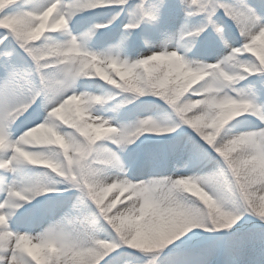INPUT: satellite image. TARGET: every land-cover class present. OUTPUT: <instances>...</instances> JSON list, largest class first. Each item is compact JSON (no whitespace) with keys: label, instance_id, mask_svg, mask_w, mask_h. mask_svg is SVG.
Returning a JSON list of instances; mask_svg holds the SVG:
<instances>
[{"label":"rangeland","instance_id":"rangeland-1","mask_svg":"<svg viewBox=\"0 0 264 264\" xmlns=\"http://www.w3.org/2000/svg\"><path fill=\"white\" fill-rule=\"evenodd\" d=\"M175 1L176 2L172 1V4H170L168 6H167V4H162L161 2H158V0L151 1L148 6L146 4V6H147L146 7V14H147L146 16L148 18L146 19V27L145 28H149V29L146 30L148 32H144V34H143L146 37V38H142L144 42H147V39H148L147 35L151 34V36L149 38L151 39L150 42L153 44H154V42H157V44H163L165 42L168 45H170V43H175L176 34L178 32V28L180 26L179 25L180 23L172 22L171 20L168 19V17H171L174 14H176V15L178 14L180 6L184 0H175ZM225 1L223 3H225V8L227 9L228 12H231L233 14V11H236V12L239 11V9H240L239 6H241V4L239 3V0H225ZM2 3L0 4V10H2L9 3V0H4ZM221 5L223 6V4H221ZM40 6H34V7L30 6V7L23 9V11H28V12H30V15H34V13L37 12V10L40 8ZM210 8L212 9L211 6H210ZM19 11H22V10H19ZM134 11L135 10H132L131 13H133ZM16 13H14V14H16ZM112 14H114V13H112ZM22 30H24V28ZM22 30L17 31V29H16V30H14V34L16 36H19L23 32ZM125 35L127 36L125 39H128L129 37L132 36L131 34H129L127 32H125ZM14 38H16V37L14 36ZM161 38L163 41H160ZM64 48H65V45H62L61 48H56V49L60 50V49H64ZM112 48L113 49L109 50V51L121 52V49H122V48L117 47L116 45L113 46ZM39 49H41L42 51H47V50L52 51L53 50L52 48H48L46 46V43L40 44V46L34 47V50L38 51ZM57 53H59L60 55L62 54V52H57ZM56 56L57 57H56L55 61L58 64H59V62L61 63L62 62L61 57H63V55H61V56L56 55ZM71 63L72 62H70L69 59H67L65 61V63H63L59 67V69L62 70L64 73H67L69 75L68 71L70 70L69 65ZM155 67L162 69V71H161L162 73L164 71H166V68L163 66L160 67V66L155 65ZM155 67H152L150 70V75H151L150 81H151V83H149V85L151 87H156V85H157L156 81H158L160 79V76L158 77V73L156 76L154 75L156 73L154 71ZM7 78H9V77H7ZM68 80H69V78H68ZM214 86H215V83L212 84V82H203L200 85V87L198 89H196L195 91H197V90L200 91L203 88H210V87H214ZM21 87L22 86H19V88L17 89V92L22 91ZM67 88L68 87L66 86V88L62 89V85L58 86V95L64 93V91L67 90ZM137 90L138 89H136V91ZM184 90H185V88H184ZM136 91L133 90L134 93H132V95H126L123 99H127V98H130L132 96H135V94H137ZM195 91H187L191 95L186 96L182 100V102H180L178 104L176 109L179 113L173 114V116H180V118L192 120V123H193L196 131H199L200 133L203 134L205 131V128H204L205 127V125H204L205 121L208 118L209 114L211 113V109L206 108L205 103L211 102L210 104H213V102L210 100L208 101V99L216 97L215 96L216 94H214V96H210V97L208 96L209 94H205L202 97H195L192 95V94H194ZM127 93H130V92L127 91L126 94ZM50 97H51L50 93L47 96L45 95V100L48 99V100H46L47 102H52V99ZM143 97H150V96L146 95ZM6 99L8 101L11 100V98L10 97L8 98V96L6 97ZM153 107H157V105L154 106L153 103H147V99H145V98L140 99V101L136 102L133 105L134 113L131 116V118H128L127 120L121 121V122L124 124V126H126V127L130 126L131 127L132 125L137 124V123H143L146 125L154 126V125L158 124L159 122L166 121L168 119L171 120L170 115H165L162 112L160 107H158V111L155 110V108H153ZM78 109H81V107H75V105L68 106V108L59 112L58 116H60V117H58L57 119L61 120L62 122H65L67 120L70 122H73L79 128H82L81 126H83L84 129H80V130L87 132L89 127L95 126L97 123L94 122L93 125H90V122L88 121V119L79 118L82 116L81 115L79 116V114H74L76 111H78ZM83 109H85V108H83ZM151 109L154 111H151ZM74 110H76V111H74ZM195 112H197V113L201 112L202 113V115L199 118H201L200 121L203 122V129L200 128L196 124V120L198 119V117H197V119H195V116H194ZM152 113H154V114H152ZM180 114L182 115V117ZM152 115H155V116H152ZM235 116L236 115L234 113L232 117H228V119H226L225 125L221 124L218 127L217 135H216V143H214V148L225 153L228 156V158L230 159V161L232 162V164L235 165V163L238 162L237 161V155H235V154L238 153L239 150H243V148H244L243 147L244 145L239 146L238 144H236V142L244 144L243 140H248V139L253 140V142H251L252 147H248V148H250L248 150L249 156L246 157V159L249 157L250 162L247 161L245 158H242V159L239 158V161L243 165H246V164L250 165L251 162L256 163L262 168V170H259L257 173H253L252 171L250 172V170H247V173L245 175L242 172H239V170L237 169L238 174L240 176V181H241L244 189L246 190V192H250V191L252 192L254 189V185H256L257 183L259 184V190H258L256 197L250 198V201H251L250 204H251L252 211H248L246 214L245 210H240V214H235L238 212V208L235 207L234 204H228V205L218 204L220 206L212 207L209 210L208 219L212 223V228L204 226L203 223H200L199 224L200 227L201 226L204 227L203 232L197 231L198 233L197 232L194 233L192 231V227L187 228V233H183L184 235L181 233L183 231L173 232L175 234V236H173L171 238L176 239L175 241L183 239V237H186V236L188 238H190L191 236H198L204 232H206V234H209L213 239L214 237L217 238L218 236H220L222 231L226 232V234L229 235V237L232 238L233 240L235 238V237L233 238V235H236V234H238L237 236H239L242 239V237L247 235L245 230H244V225L246 224V222L250 223V225L252 223H253L252 225H258L259 222H264V212H262V211H260V209H258V206L259 207L261 206L259 203H260L262 197L264 198V140H263L264 134L262 136V133H264V131L256 132L254 134H253V132H244V134L249 133L251 137L249 136V138H246V139L243 137H240L239 133L237 131L232 132L231 127L229 125L230 123L227 124V120H228V122H230ZM148 118H151L152 122H149L151 120H147ZM56 123H58V122L52 123V126H53V127L51 126L52 129L47 127V129H48L47 130V132H48L47 137H48V139L52 140L53 142H57V141L60 142L61 145L63 146V148H67V149H65V151L61 154H58L57 151L54 153L47 154L48 157H46V159H49L51 162H54V164H55L54 167H57V168H55V170L58 171L59 175L62 178H65V177L69 178V176L73 173L78 174V176L82 175L83 178H86L89 181L91 188L94 191H95V188L93 185V179L95 177H100L101 179H104L105 184L107 186H110L111 182L113 181L112 179L118 178L119 177L118 173L120 172L119 170H121L123 168V165L121 163H117V161H116V157L119 156L118 150L120 151V148H121V146H123V142H124V139L122 138V136L116 135L115 133H109V135L107 136L106 133H101V135L100 136L98 135V136L103 141L100 143L98 142L94 146H91L90 144H88L86 142L85 139H81V138L79 139L78 137L76 138L75 135L73 134V132L66 133L63 130V128L61 127V125L56 124ZM241 124L242 123H240L239 125H241ZM71 134H73V136ZM258 135H259V138H258ZM59 136H62L65 139H62ZM188 139L191 140L190 138H188ZM34 141L37 142V141H40V139L37 138ZM41 142H45V141L43 140ZM109 142H112L114 144H118L120 147L117 148L118 150L110 149L109 145L111 143H109ZM146 142H147V144L149 143L148 141H146ZM178 143L171 142L172 145H175ZM144 147H146V146L144 145L143 148ZM76 148L78 151H80L79 156L72 153V150L76 149ZM109 150L111 152H115V153L114 154L109 153L108 152ZM155 152H156L157 156H159L160 150L156 149ZM183 153H176L175 150L172 151L170 153V158H169L170 162L172 164H175V165L178 164V165L184 166V167L199 168L201 166V164L204 163V160H206V158L204 159V157L202 156V153L198 154V156L201 157L200 159L198 158V160H192L185 153L184 154ZM12 156H13L11 158L12 160L9 163L8 162L6 163V161H4V163L0 162V170L1 171L9 173L8 171H10L11 166L16 167L20 163H23L25 160V159L18 158V155L15 158L14 153L12 154ZM70 156L72 158H74L73 165H68V159L70 158ZM87 157H89V158L86 159V161L81 160V159L87 158ZM32 158L35 159L34 162H38V160H44L45 159V158L42 159L40 155H34V156H32ZM39 158H41V159H39ZM196 158L197 157H193V159H196ZM34 159L30 158V160H34ZM65 161H67V164L64 163ZM58 166H59V169H58ZM30 173L34 176H37L38 174L40 176V178L38 180L34 179V181H35L34 186L35 187L32 189L34 194L37 196L42 195L44 191L48 190V188H47L48 184L47 183H49V184L53 183L56 186L58 185L56 180H52V177L48 174H45L44 172H43V174H40V172L38 170L37 171L31 170ZM197 173L199 175H201L200 178L203 179V175L201 174V172L197 171ZM194 174H196V172H194ZM52 175H55V174H52ZM211 176L214 177L215 176L214 173H209L208 175H206L205 183ZM106 179H108V181ZM61 181L63 183L65 180H61ZM105 184H102L99 187V189L97 191L98 196L100 194H102L103 190L106 188ZM167 187L168 186L165 185V186H162V188H160L159 190H157V193H158L157 199H161L163 197L165 198V200H164L165 206H163V207H167L168 205H171L170 206L171 209L172 208L176 209L177 207H179L178 210H180V208L182 206L185 207L184 203L181 202V200L179 202V200L175 201L174 199H169V202H168V196H169L168 192L169 191H168ZM191 193L194 194V192H191ZM187 197L190 198L191 195H188ZM192 198L194 200H196V196L192 195ZM172 200H174V201L172 202V204H170V202ZM134 202L138 203L139 201L138 200H132L131 201V203H134ZM186 202H187V199H186ZM226 212H229L231 215H237L238 218L244 216L246 221L244 220L242 222V224H240L238 222L239 219L236 218L237 216L230 218L229 216L225 215ZM84 213L86 214L87 218L90 217V215H92V212L88 211L87 206L85 207V209H83V215H84ZM134 214H135V210H132V212H131V217H132L131 221L132 222L134 221V218H133ZM177 214H178L177 217H172V218L168 217V219L171 218V220L168 221V223H166V224H169V225L180 224L181 220L183 218L182 215L188 216V215H191L192 212L187 213V211H185V213L184 214L182 213V215L180 213H177ZM157 217H159V214H157L156 212H151L150 217L146 216L144 223L141 224V229L145 230L146 233L148 231L150 233L151 229L152 230L155 229V227L153 225L158 223ZM256 218H258V219L255 220ZM66 220L68 222L67 218H66ZM114 220L116 221L117 224L121 225L119 220L117 221L115 218H114ZM192 226H194V225H192ZM255 231L256 230H253V231H250V233H249L251 235V236L249 235V237L251 239V240H249L250 243L254 242V238H258V234L255 233ZM166 234H169V233L166 232ZM164 236H168V235H164ZM150 237H151L150 241H153L154 236H150ZM262 237H264V235ZM263 244H264V242H262V241L259 242V246L263 245ZM227 247H228L227 249L230 250V248H231L230 242H228ZM181 248L184 249L183 244H178V245L173 246L171 248H165L164 250L170 252L173 250H179ZM127 249H130V248H127ZM131 250H133L136 254H138V253H141V251L145 250V249L143 247H141V245H140L136 249L133 248ZM242 250H243L242 252H245L243 254H245V255L250 254L249 253L250 248L246 250V246H243ZM181 255H179L177 257L180 258ZM205 261H206V259L202 263L204 264Z\"/></svg>","mask_w":264,"mask_h":264},{"label":"bare ground","instance_id":"bare-ground-1","mask_svg":"<svg viewBox=\"0 0 264 264\" xmlns=\"http://www.w3.org/2000/svg\"><path fill=\"white\" fill-rule=\"evenodd\" d=\"M32 1V3H34L33 5H35V4H37V5H40L44 0H31ZM259 11H255V12H252V11H250V10H243V12H245L244 13V15H242V17L239 19V26H240V28H241V31L243 32V36H246V37H249L251 34H253L255 31V29L257 28L256 26H261L262 25V21L259 19V18H256L255 17V13H257V12H262V13H264V6H260V9H258ZM9 17V20L11 21V22H13V23H11L12 24V26H13V28L14 29H17L18 31H20V30H22L23 28H25L26 29V26L29 24V22L32 20V17H31V15H30V12H28V11H21V12H17L16 14H13V15H11V16H8ZM6 20H8V19H6ZM9 22V21H8ZM51 24H55L56 26L58 25V23L53 19V18H51ZM10 23V22H9ZM245 38V37H244ZM259 48H262V53H263V56H262V59H264V44H261L260 45V47ZM163 50H161V52H162ZM158 49H155V52H151L154 56H155V58H158V55H161L162 53H161ZM121 55V54H120ZM143 55L144 56H146V55H150V54H148V53H143ZM220 55V54H219ZM225 55L227 56L228 55V53L227 52H225ZM101 58L102 59H111V58H113V57H115V58H113V59H117V60H119V62H121V63H126V62H133V61H135V60H138V58L139 59H142V57H140L141 56V54H135V55H128V56H124L123 57V55H122V57L120 56V57H118L117 56V54L116 55H108V54H106V53H104L103 51H101ZM143 56V57H144ZM163 58V57H162ZM220 58L222 59V56H220ZM170 60V64L171 65H173V66H175V65H177V67H179L180 66V64L178 63H175L171 58L169 59ZM153 62H156V61H153ZM165 63V61H163L161 58L160 59H158L157 60V62H156V66H163V67H165V68H167V67H171L169 64L167 65V64H164ZM201 65V64H200ZM201 66H203V65H201ZM200 67V66H199ZM158 70V68L157 67H155L154 68V71L156 72ZM64 74L62 73V76H63ZM53 81L54 82H57V80L56 79H47V82H46V91L47 90H49V91H53V86H52V88L51 87H49V84H48V86H47V83H53ZM209 101V100H208ZM210 101H212V99L210 100ZM211 103V102H210ZM210 103H205V106H206V108H209L210 107ZM86 112L85 111H82L81 110V112H80V114L82 115V114H85ZM86 116H88V117H90V118H95V116L93 115V113H87V114H85ZM202 115V113L201 112H199V113H197V112H195L194 113V116H195V119H197V117H198V119L196 120V124L200 127V128H202L203 129V122H201L200 121V119L201 118H199L200 116ZM152 116H155V115H152ZM147 120H151V121H149V122H152V119L151 118H148ZM205 125V124H204ZM208 126V125H207ZM43 130V129H42ZM42 130H40V129H36L35 130V137L36 138H43L44 137V135L45 134H47L46 133V131L45 130H43V132H42ZM43 133V134H42ZM41 136V137H40ZM43 136V137H42ZM239 136L240 137H243V138H249V136H250V134L249 133H246V134H244V133H239ZM16 137H17V135H14L13 134V136L11 137V141L12 142H15V139H16ZM60 138H62V139H65V138H63L62 136H59ZM251 137V136H250ZM45 138V137H44ZM20 140V138L18 139V141ZM186 140L184 139V141L181 143V144H178V147H181V148H183V150L184 151H187L185 154L188 156V157H191V159L193 158V156H196V154H198V152H199V148L192 142V141H190V142H185ZM245 142H248L250 145H251V142H252V140L251 139H248V140H244ZM236 144H238L239 146L240 145H243V144H241V143H238V142H236ZM248 145H244V148H243V150H239V152L238 153H236L235 155H237V161L238 162H236L235 163V166H236V169H238L239 170V172H242L243 174H245L246 175V173H247V170H250V172L252 171L253 173H257L259 170H262V168L258 165V164H256V163H252L251 162V164L250 165H248V164H246V165H243L240 161H239V158H245L246 159V157L247 156H249V149L250 148H248V147H252V146H248ZM17 147V146H16ZM1 149V148H0ZM18 151L19 152H22V150L21 149H18ZM18 151H16V152H18ZM148 153V154H147ZM145 155H146V157H150V155L149 154H152L153 153V151H151V150H149L148 152H147ZM6 154V152H2L1 153V155H0V162H2V158L5 160V158H10L11 156L10 155H5ZM153 155V154H152ZM4 156V157H3ZM240 159V160H241ZM4 160H3V162H4ZM11 159H9V161H10ZM247 161H249L250 162V160H249V157L246 159ZM71 161H74V160H71ZM213 171V172H212ZM207 172H210V173H214V172H217V170L216 169H208L207 170ZM207 172H204V173H202V175H203V180H205V177H206V174H207ZM208 175V174H207ZM166 178H169V177H156V178H154V179H152V180H146V181H140L139 180V182L138 183H132L131 185H132V187L130 188L131 190L129 191V197H130V199L132 198L133 199V197H132V195L134 196V199H138V201L141 199V200H143V198H146L147 197V194H148V192H149V185L150 184H158V183H164V182H166ZM22 179V178H21ZM20 178H18V177H13L12 178V180L11 181H9L8 179H7V177L6 178H3L2 179V176L0 175V200L1 201H4L5 203L4 204H9L10 202H12L11 200H13V198H11L12 197V193H14V195H19V192L22 190V187L24 186V185H26V182H25V180H21ZM173 179L175 180V179H177V177H173ZM173 179H171V180H173ZM217 179H218V177H217ZM21 180V181H20ZM107 181H108V179H106ZM113 181H112V183H116V184H118V182H116V181H119V183H121V182H124L125 180L123 179V178H119V179H117V178H115V179H112ZM106 181V182H107ZM102 184H105V182H104V179H101L100 177H95L94 179H93V185H94V188H95V191L94 192H97L98 191V189H99V187L102 185ZM106 185V184H105ZM151 185V186H152ZM212 189H213V191H215V187H211ZM221 189H223V188H221ZM221 189L220 188H218V189H216V191L215 192H217L218 194H221ZM225 190V189H224ZM258 190H259V184L257 183L256 185H254V189H253V191L251 192H247V194H248V196L249 197H251V198H255L256 197V195H257V193H258ZM256 191V192H255ZM2 192H6V193H8V195H7V197L5 198V199H2ZM261 194V193H260ZM17 195V196H18ZM127 196V195H126ZM218 197H222V195L221 196H218ZM143 203H146V202H143ZM136 204H137V202L135 203H128L127 202V204H126V206H123L122 208H120V209H118L117 211H115V213H114V216H115V219L118 221L119 220V222L121 223V229H122V231H124L125 229H127V228H133L135 225H137L135 222H132L131 221V212H132V210H136ZM139 205V204H138ZM207 205L209 206H211L212 204H210V203H207ZM191 208H194V207H191ZM196 209V208H195ZM135 216V215H134ZM162 216V215H161ZM230 217V216H229ZM165 217H161L159 220H158V223H156V224H154L153 226L155 227V229H153L152 230V232H150L149 233V231L146 233V232H143L142 230H140V236H141V239L140 240H142L143 238H145L146 240H145V244H148L149 242H147V241H150L151 240V234H155L156 235V237H154V241L157 239V242L156 243H154L155 245H153V248H155V247H160V248H162L165 244H169V243H172V242H174L176 239H172L171 237H173V236H175V234L173 233V232H177V231H183V232H181L182 234L183 233H187V228H190V227H194V226H192L193 224H194V222H193V220H195V218H196V216H194L193 218H191V217H189V216H187V217H184V218H182V220H181V223L180 224H172V225H169V224H166L169 220H171V219H169V220H167V221H165V219H164ZM26 229L27 230H29L30 229V227H26ZM25 230V229H24ZM134 231H135V229H134ZM136 231H138V229L136 230ZM167 233H169V234H166V232ZM132 231H130V232H128V234H130ZM135 233V232H134ZM43 234V235H42ZM21 237L23 236V234L21 235V234H19ZM37 236H40L41 238H43L44 236H46L47 238H57L58 239V242H60L62 239L65 241V240H68V241H70V238H69V235H68V232L66 231V230H62V238H61V235H60V237H56L54 234H53V231L51 232L50 230H44V232L43 233H39V234H36ZM164 235H168V236H164ZM184 235V234H183ZM183 238H186V237H183ZM164 241V242H163ZM137 242V241H136ZM12 242H9L8 243V240H5V239H1L0 240V249H5V247H7L8 245H10ZM149 247V246H148ZM63 249H64V245L62 246V244H60L59 245V248H58V250L60 251V255L62 254V252H63ZM207 249H209V248H207ZM209 250H206L205 252H208ZM4 253V252H3ZM3 253H1L0 252V259L2 258V257H5V254H3ZM200 254V255H199ZM200 256H201V258H200ZM90 257V256H89ZM89 257H83L82 259L83 260H81V264H88V261H89ZM205 257V254L204 253H194V255L193 254H191L184 262H186L187 264H201L202 262H201V260H203V258ZM84 258H86V259H84ZM179 260V259H178ZM172 261H174V260H172ZM175 261H177V260H175ZM236 263H237V261H235ZM177 264H178V261H177ZM225 264H230V263H225ZM232 264H234V263H232Z\"/></svg>","mask_w":264,"mask_h":264}]
</instances>
